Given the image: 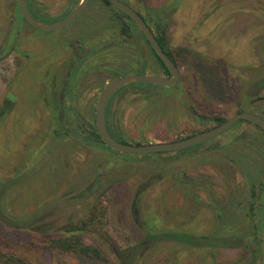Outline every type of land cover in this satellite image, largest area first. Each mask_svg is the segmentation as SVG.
Masks as SVG:
<instances>
[{
	"label": "rangeland",
	"instance_id": "374dc122",
	"mask_svg": "<svg viewBox=\"0 0 264 264\" xmlns=\"http://www.w3.org/2000/svg\"><path fill=\"white\" fill-rule=\"evenodd\" d=\"M38 1L45 15L35 14L32 0H27L28 7L46 24L62 20L76 3ZM123 1L143 14L147 7L161 10V28L168 49L180 61L182 78L177 87L148 98L135 87L150 88V83H130L116 91L109 111L115 134L133 144L172 142L218 125L214 121L204 125L198 115L227 119L241 108L255 111L243 95L264 78V0ZM102 4L92 0L69 25L56 30L31 25L18 0L16 7L6 6V12L15 14L14 20L6 16L0 20V53L9 46L24 53L13 49L0 57V112H5L0 117V188L6 208L24 216L51 203L48 219L56 229L99 201L107 207L108 234L121 246L147 243L146 232L165 227L209 234L220 209L226 208L227 219L245 209L237 211L235 206L239 200L248 201L246 168L257 171L262 166L264 133L250 122L236 123L215 137L216 142L195 150L154 158L133 154L136 160L73 138L71 132L85 133L83 121L95 120L96 102L106 84L104 74L110 70L121 76L156 73L149 59L136 62L140 53L133 36L126 39L129 48L118 44L124 42L121 23L114 18L120 9L104 5L106 11ZM88 45L94 51L87 61L82 54ZM139 47L152 52L147 42ZM78 65L82 67L75 83L69 76H74ZM65 80L75 83L76 95L70 102L80 110L69 114L70 132L63 111ZM243 133L263 143L250 146L247 140L239 141ZM214 145L219 147L209 150ZM247 152L259 165H247L251 158H245ZM147 183L151 187L141 197L138 217L133 209L135 192ZM160 217L162 222L157 221ZM53 235L57 233L14 229L0 221V241L32 264H118L111 243L100 235L87 234L85 240L97 246L104 259L49 250L43 239ZM187 242L156 240L140 264H212L210 248ZM215 255L214 264H247L250 258L242 248L220 247Z\"/></svg>",
	"mask_w": 264,
	"mask_h": 264
},
{
	"label": "trees",
	"instance_id": "16d2710c",
	"mask_svg": "<svg viewBox=\"0 0 264 264\" xmlns=\"http://www.w3.org/2000/svg\"><path fill=\"white\" fill-rule=\"evenodd\" d=\"M102 1H104L106 5H112L109 0ZM78 2H80V0H76L74 6H76ZM146 11L150 18L151 26H153V28L158 34L157 39L161 44L162 48L173 59L175 64L180 67V61L167 47V38L165 30L161 28V22L163 19L161 15V10L147 7ZM119 13V18L122 22L121 31L123 35L130 36L132 30H134V32H136L135 35H138L137 32H141V34L145 38L140 28L129 15H127L122 10H120ZM129 21H131L132 23L129 24ZM145 40L149 44L146 38ZM151 50L153 54L152 62L150 63L151 68L155 70L158 74L170 75L168 68L161 60V58L156 54V52L152 48ZM150 84L153 85L150 88H143L137 86L136 89L142 91V93H148L151 95L153 93L164 92L165 90L168 91L167 89L175 87L163 86L153 83ZM263 91L264 78H260L254 82L249 92L247 91L246 94L243 95V98L249 102V107H252L255 110L252 112L257 113L264 118V94L262 95ZM7 105L4 104V106ZM240 111L250 110H243V108H241ZM4 113L5 112L1 111L0 117ZM197 119H199V121H201L204 125L209 123V121H214L217 124H220L226 120L224 117L221 116H215L213 118H210L207 116L199 115ZM106 123L109 132L117 140H120L123 143H129L127 140L119 138L117 135H115V133H113V130L110 126L109 110H107L106 112ZM239 123L249 122L241 120L237 122V124ZM84 126L86 129L85 133L71 132V136L76 140L82 141L88 146H92L93 148H98L103 151L111 152L113 154H123L125 155V157L130 158L131 160L137 159V157L133 154L122 153L106 145V143L101 139L100 134L98 133V130L94 123L88 122L87 124H84ZM254 126L264 133L263 129H261L255 124ZM66 128V130L70 132V128ZM238 140H247L249 141L248 144L250 146H253L254 142H264V139L262 142L259 137H252V134L250 137L246 133H243L238 138ZM213 141L216 142L215 138L211 139V141H207V143H211ZM205 143L192 146L184 150L148 153L143 154L142 156L145 158H154L158 157V155H161L162 153H169L170 155L178 156L188 151L195 150L198 147L204 145ZM228 144L232 145V142L230 141ZM216 147L219 146H210L209 150L215 149ZM247 156L251 157L248 160V164L246 163L247 165H250L251 163L259 165L257 163L258 160L254 156L252 157L251 154L248 152L245 158ZM262 161V166L259 167L257 171H252V169H250L249 167L246 168L250 173L248 201L246 204H244L243 200H239L237 205L235 206L237 211H241V209L245 207V209L242 210L243 212L241 214L234 213L231 218L227 219L226 208L224 207L220 209L216 217L214 229L212 230V232L205 235H199L195 233H189L184 230L179 231L178 229H169L165 227L162 228V230L160 231L146 232L147 240H149V242L147 243L144 241H140L132 247L121 246L115 241H113L108 234V229L106 228L107 207L102 204H99V201L94 203L90 208H88L84 213H82L79 218L70 221L62 226H59V228L55 229L53 228V222H50V220L48 219L50 208L53 204L44 203L43 205L39 206L36 210L24 216L11 214V212L8 211L6 208V195L4 194V190L2 188H0V221L14 229H25L35 233L48 234L55 231L57 235H53L43 239V245L47 249L56 251L60 254L73 253L78 255H84L86 257L94 259H104L106 256L97 246L87 243L85 240V236L87 234L100 235L103 238L107 239L109 243H111V246L114 249L116 256L118 257V264H140L144 256L145 250L149 246L156 243V240L161 239L170 240L174 242L188 241L187 243L189 246L197 245L203 246L204 248H210V255L213 258L212 264H214V260L216 257L215 250L220 247L242 248L250 252V258L248 259L247 264H264V156L262 157ZM178 178V175L174 176L173 180L175 184H178ZM148 187H151L148 183L142 184L141 187H139L135 192L133 200V209L135 213H137L138 217L142 215L141 211L139 210V203L145 191L148 190ZM140 220L143 219H139V221ZM161 220V217L157 218V221L162 222L163 220ZM141 224H144V222L142 221ZM207 260H205V262ZM0 264H32V262L26 257L16 253L13 249H10L7 245L3 244L0 241Z\"/></svg>",
	"mask_w": 264,
	"mask_h": 264
},
{
	"label": "water",
	"instance_id": "95a60500",
	"mask_svg": "<svg viewBox=\"0 0 264 264\" xmlns=\"http://www.w3.org/2000/svg\"><path fill=\"white\" fill-rule=\"evenodd\" d=\"M111 4L129 15L138 25L140 30L144 33L150 45L161 58L166 67L168 68L170 75L148 73V74H126L118 78L112 79L107 82L101 89L97 104H96V128L100 134L101 139L110 148L126 153V154H148L159 152H171L179 151L185 148H189L208 140H211L226 130L233 127L237 122L241 120L253 123L264 130V118L252 111H239L228 117L224 122L202 131L198 134L172 141L162 143H149V144H131L123 143L117 140L111 135L106 124V107L111 96L121 87L130 83H153L163 86L175 85L180 81L181 73L179 67L175 64L173 59L162 48L157 40L151 27L147 24L144 18L137 12L131 5L122 0H109ZM89 0H80V2L67 14V16L61 21L53 24H46L37 20L29 11L26 0H18L20 11L23 17L34 27L45 30H56L66 27L70 24L77 14L87 6Z\"/></svg>",
	"mask_w": 264,
	"mask_h": 264
},
{
	"label": "flooded vegetation",
	"instance_id": "af4514ba",
	"mask_svg": "<svg viewBox=\"0 0 264 264\" xmlns=\"http://www.w3.org/2000/svg\"><path fill=\"white\" fill-rule=\"evenodd\" d=\"M123 1V0H122ZM32 4H33V11L35 12V14H38V15H45L44 13H43V11H42V9L41 8H39V4H38V0H32ZM104 2V1H103ZM9 2H7V0H3V2H0V11L2 12V16L0 17V20L2 21L3 20V16H6V20H14V18H12V14L10 13V11L9 12H6L5 10H6V6H7V4H8ZM79 3V2H78ZM77 3V4H78ZM89 3H92V0H89V2H88V4ZM127 3V2H126ZM26 4H27V0H26ZM87 4V5H88ZM129 4V3H128ZM99 5V4H98ZM98 5H95V6H98ZM104 5L106 6V4L104 3ZM103 4H102V6L105 8V10H106V7L104 6ZM113 5V4H112ZM112 5H109V6H112ZM129 5H131L137 12H139L132 4H129ZM9 6V5H8ZM114 6V5H113ZM10 7V6H9ZM27 7H28V4H27ZM28 9H29V11L31 12V14L37 19V17L34 15V13H32V11L30 10V8L28 7ZM71 11V10H70ZM69 11V12H70ZM107 11V10H106ZM68 12V13H69ZM119 12V11H118ZM67 13V14H68ZM67 14L62 18V19H64L66 16H67ZM139 14L144 18V20L147 22V24L151 27V29H152V31L154 32V34H155V36H156V38H157V32L155 31V29L153 28V26H151V22H150V18H149V16H148V14H143V13H141V12H139ZM115 17V21H119L120 23H122L121 22V20H120V14H118V16H116V15H114ZM164 19V18H163ZM162 19V20H163ZM38 20V19H37ZM61 21V20H60ZM132 22L131 21H129V24H131ZM136 23V22H135ZM69 25V24H68ZM122 25L120 24V27H121ZM138 26V25H137ZM11 30H7V32H10ZM121 33H122V31H121ZM135 33L136 32H134V30H132V33H131V37L133 36L134 38H135V47H136V49H137V51L140 53V55H139V57L137 58L136 57V62L137 63H141V61L142 60H147V59H149V61H150V63L152 62V58H153V54H152V52L149 50V52L148 51H143V48L141 47H139L140 46V44L141 43H143V44H145L146 43V41H145V38H146V36H145V38L143 37V35L141 34V32H137V34L138 35H135ZM143 33V32H142ZM144 34V33H143ZM122 36H123V38H124V42H121V43H119L118 42V44H121V45H123L124 47H126V49L127 48H129V46L131 45V42H129L128 40H126V39H128L130 36H125V35H123V33H122ZM94 37V36H93ZM2 38H4V37H2ZM147 39V38H146ZM94 41L93 40V38H90V41ZM158 40V39H157ZM148 41V40H147ZM149 42V41H148ZM93 44H94V42H92ZM2 44V43H1ZM161 45V44H160ZM149 46H150V48H152V46L150 45V43H149ZM87 50L86 51H84V53L82 54V56H86L87 57V61L89 60V59H91V57H93V51H94V49L91 47V45L89 46H87V47H85ZM17 50L16 48H15V46H9V50L8 51H6V52H4V53H0V57H7V55H8V53L11 51V50ZM153 49V48H152ZM154 50V49H153ZM17 52H19L20 54H22L23 52L22 51H19V50H17ZM23 55H24V53H23ZM26 57V56H25ZM27 58V57H26ZM27 60H29L28 58H27ZM29 62V61H28ZM83 63V62H82ZM81 67H82V65H78V67L76 68V70H75V72H74V76L72 77V75H68L71 79H73L74 81H75V83H76V78L78 77V74H79V72L81 71ZM107 73H109V74H107ZM106 74H104L103 75V77H102V82H103V79L104 80H106V83L107 82H109V81H111L112 79H115V78H118V77H120L121 75H120V73H118L117 71H115V70H113V71H109V72H107ZM111 76H114V77H111ZM182 78V77H181ZM181 78H180V81H181ZM66 82V91H65V99H64V107H63V111H64V113H66V116L68 117H66V120L69 122V123H67L66 124V127H69L72 123H71V121H70V119H69V114L70 115H73V114H75V113H79L80 112V110H78V109H75L74 108V105L70 102V99H72L73 98V95H76V93L74 92V89H75V83L73 82V83H68V80H65ZM179 81V82H180ZM179 82L177 83V84H175V85H170V86H175V87H177L178 86V84H179ZM81 84H83V83H81ZM104 87V86H103ZM102 87V88H103ZM174 87V88H175ZM136 88V87H135ZM171 89H173V88H171ZM120 89H118L117 90V92L119 91ZM137 90V89H136ZM101 91V90H100ZM138 91H140V90H138ZM117 92H115L112 96H111V98L109 99V101H108V104H107V107H106V112H107V110H109L110 111V108H111V102H112V98L116 95V93ZM141 93H142V91H140ZM57 94V93H56ZM144 94V98H148V97H150L151 95H155L156 93H153V94H148V93H143ZM56 96V95H55ZM77 97V96H76ZM96 104H97V102H96ZM11 108V106H8V109H10ZM4 110V109H3ZM5 111V110H4ZM111 121V120H110ZM88 122H92V123H94L95 125H96V111H95V120L94 121H90V120H87V121H83V124H87ZM111 123V122H110ZM107 124V123H106ZM110 126H111V124H110ZM108 128V127H107ZM67 129V128H66ZM84 129H85V126H84ZM85 131H86V129H85ZM81 133V132H80ZM114 133V132H113ZM112 135V134H111ZM115 135H117V134H115ZM113 136V135H112ZM118 136V135H117ZM114 137V136H113ZM119 137V136H118ZM119 138H121V137H119ZM123 139V138H122ZM126 140V139H125ZM120 141V140H119ZM128 141V140H127ZM129 143H131L130 141H128ZM207 142V141H206ZM205 143V142H204ZM131 144H133V143H131ZM134 144H137V143H134ZM202 144V143H201ZM199 145V144H198ZM196 146V145H195ZM190 148V147H189ZM185 149H187V148H185ZM182 150H184V149H182Z\"/></svg>",
	"mask_w": 264,
	"mask_h": 264
},
{
	"label": "crops",
	"instance_id": "0c3cea01",
	"mask_svg": "<svg viewBox=\"0 0 264 264\" xmlns=\"http://www.w3.org/2000/svg\"><path fill=\"white\" fill-rule=\"evenodd\" d=\"M12 1V3H11ZM8 5L11 7V5H13V7H16V3H17V0H11ZM0 2H3V0H0ZM8 2V1H7ZM15 5V6H14ZM14 11L16 12V8H14ZM12 15L15 14L13 13V11L10 12Z\"/></svg>",
	"mask_w": 264,
	"mask_h": 264
}]
</instances>
